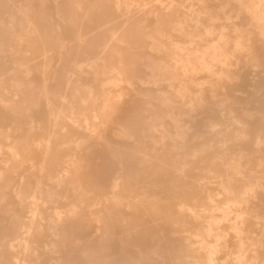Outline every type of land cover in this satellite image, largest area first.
Wrapping results in <instances>:
<instances>
[{
	"label": "bare ground",
	"instance_id": "1",
	"mask_svg": "<svg viewBox=\"0 0 264 264\" xmlns=\"http://www.w3.org/2000/svg\"><path fill=\"white\" fill-rule=\"evenodd\" d=\"M0 264H264V0H0Z\"/></svg>",
	"mask_w": 264,
	"mask_h": 264
}]
</instances>
